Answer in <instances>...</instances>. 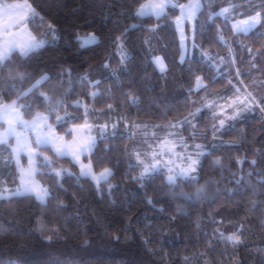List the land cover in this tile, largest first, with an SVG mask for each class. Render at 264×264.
Instances as JSON below:
<instances>
[{"label": "trees", "instance_id": "16d2710c", "mask_svg": "<svg viewBox=\"0 0 264 264\" xmlns=\"http://www.w3.org/2000/svg\"><path fill=\"white\" fill-rule=\"evenodd\" d=\"M25 1L35 12L26 20L30 32L42 38L50 24L58 41L26 57L10 55L0 71V102L15 99L13 85L22 91L49 75L35 93L62 101L49 122L65 134L69 125L83 122L84 109L74 104L83 101L97 138L84 159L95 171L110 168L112 174L96 185L69 158L43 150L55 168L67 171L56 177L39 169L43 174L36 177L50 191L44 203L29 194L0 199V264H264V25L248 33H235L230 25L253 15L262 0H200L195 53L183 60L172 25L176 9L157 20L133 14L143 0ZM229 4L237 7L227 19L209 18ZM153 25L156 31H148ZM89 33L97 41L80 47L77 35ZM156 55L166 71L156 69ZM237 69L243 73L239 79ZM16 72L28 78L10 80ZM166 87L176 94L165 97ZM236 87L252 93L241 96L254 111L232 120L233 110L219 114L214 101L236 98ZM29 101L23 117L48 115L47 105L32 96L21 103ZM65 112L76 119L55 125ZM185 118L188 123L181 125ZM220 120L226 121L223 128ZM165 125L178 129L189 151L197 144L206 150L196 180L169 185L162 169L139 179L143 165L137 154L149 158L151 145L169 134ZM9 154L0 152V189L17 181L13 165L4 160ZM201 186L206 192L199 199L181 195ZM234 233L238 244L227 240Z\"/></svg>", "mask_w": 264, "mask_h": 264}, {"label": "snow or ice", "instance_id": "6c2138e0", "mask_svg": "<svg viewBox=\"0 0 264 264\" xmlns=\"http://www.w3.org/2000/svg\"><path fill=\"white\" fill-rule=\"evenodd\" d=\"M169 7L176 8L175 3H171V0H143L142 3L134 9V15L137 17H155L157 20L162 19L167 15V9ZM237 6L229 4L226 8H221L219 12H213L212 16H225L227 19V13L235 11ZM258 11H255L253 15L247 16L246 19L237 21L232 25L234 32L248 33L257 25H264V0L261 4L257 5ZM202 4L200 0H190L187 5H179L180 16L176 19V24L182 27L186 21L191 22L196 18L197 13L201 10ZM27 10V13L25 12ZM26 15L35 16V12L31 10L30 5L27 4H13L0 2V71H3V66L6 60L9 59L13 52H19L21 57H26L35 49L41 48L46 41L43 39H37L31 34H27L25 37L23 28L25 24ZM158 25H153L148 31L155 32ZM13 29H20L21 31H13ZM48 32L52 35V38H56L55 29L49 26ZM119 39V38H118ZM186 39V38H185ZM223 41V37H220ZM77 42L80 47H84L88 44H93L97 41V38L89 33L86 37L77 35ZM119 46V45H118ZM196 44L193 42V48ZM123 63L126 55L121 54ZM207 58V53H205ZM155 64L159 67L161 72L166 71L163 61L160 57H154ZM107 66V65H106ZM11 73V69L9 70ZM65 71L62 69V72ZM243 75V73L237 69L236 77ZM23 73L10 74V80L23 81L27 79ZM52 79L49 75H41L36 79L28 88L24 90L16 89L13 85V89L16 91L15 99H12L8 103H0V145L10 144L12 138H15V145L11 148V154L5 156L4 160L7 165H11L13 161L16 163L17 170L20 174V185L13 191L7 188L0 189V199H7L17 195L34 194L36 199L41 203H44L46 198L49 197L50 191L47 187L39 184L35 176L42 175L39 172L40 168L49 169V175L55 174L56 177H61L67 169L55 168L54 160L49 156L43 154L42 150H50L54 153L56 158L69 157L73 163L79 164L81 169V176L91 177V179L97 183L102 179H107L110 176L111 170L108 168L103 169L99 174L95 173L91 164L84 165L81 163L80 158L85 152L92 153L96 144L95 137L85 134V129L89 126L87 123L84 125H73L71 129L65 130V136L70 132L72 134V140L68 141L65 136L57 135L55 127L48 121L51 118V114L56 111L62 101L56 99L53 101L52 95L41 92L39 95H35L38 87H42L45 82ZM201 77L197 76V88L202 86ZM243 83V81H240ZM231 84V81H230ZM235 87V85H233ZM236 100L228 104L227 107L233 109L232 115L229 119L239 120L242 119L246 111H254V108L245 100L241 99V95L251 96L252 93L244 89V93H241V89L236 87ZM91 96H95L96 93H90ZM32 96L35 102L43 103L47 105L46 111L48 115L45 116L41 113H36L32 120L28 121L23 118L24 110H30L32 102L21 103L22 100H27ZM80 102L76 101L75 106H79ZM260 106L264 110V98L261 99ZM200 109H197L199 112ZM194 115V114H193ZM215 118V117H214ZM76 119V117H69L67 112L63 116L57 115L55 125H61L67 123L69 120ZM225 120H220V127L223 128ZM181 125L187 124L188 120L185 118L179 122ZM115 127V125H113ZM164 127H174V125H165ZM171 135H176L171 133ZM35 137L34 143L31 142V137ZM171 145V146H169ZM187 149L188 145L182 139L176 142L164 139L160 144L153 149L151 153V164L147 163L144 159H141L137 154V161L139 165H143L139 175L141 181L153 176L155 173L166 168L169 175L166 177V181L169 185H175L177 179L196 180L197 170L200 167V158L205 155L206 150L202 145H195V151L177 153L176 148ZM212 147H216L213 145ZM158 148V150H157ZM26 154L28 157V167L21 166L20 156ZM147 155V154H146ZM167 157V159H165ZM215 165H219L220 161H214ZM255 163V161H253ZM111 187V186H110ZM206 192V188L201 186L196 188L192 194L181 193L188 199H199ZM151 203V201H149ZM238 231V230H237ZM46 239H50L47 238ZM229 242L238 244L240 241L239 235L234 233L227 237Z\"/></svg>", "mask_w": 264, "mask_h": 264}, {"label": "rangeland", "instance_id": "374dc122", "mask_svg": "<svg viewBox=\"0 0 264 264\" xmlns=\"http://www.w3.org/2000/svg\"><path fill=\"white\" fill-rule=\"evenodd\" d=\"M0 2H5V1H2V0H0ZM190 2V0H187L186 2H184V3H181V4H177L176 3V1L175 0H171V3H175L176 5H177V7L176 8H172V7H169L168 9H176L178 12H177V14L173 17V19H172V25H173V28L175 29V33H176V37H177V39H178V45H179V50H180V59L179 60H183L184 59V57L185 56H188V57H191V56H193L194 55V53H195V48H193V42H194V30H195V19L193 20V21H191V22H188V21H186L185 23H184V25L182 26V27H179L178 28V26H177V24H176V19H177V17L178 16H180V9H179V5H187L188 3ZM5 3H13V4H27V5H29V3L27 2V1H25V0H22V1H12V2H5ZM200 3H201V1H200ZM202 4V3H201ZM31 7V6H30ZM167 9V10H168ZM31 10L32 11H34L33 10V8L31 7ZM166 10V11H167ZM25 12L27 13V10H25ZM30 15H26V19H25V24H24V28H23V32H24V35H25V37L27 36V34H31L32 36H34L31 32H30V30H29V28H28V26H27V24H26V20H27V18L29 17ZM197 16V15H196ZM155 18V17H154ZM247 17H244V18H239V19H234V20H231V22H230V25H231V28H232V30H233V27H232V25L234 24V23H236L237 21H240V20H244V19H246ZM49 26H51V28H53L54 29V27L52 26V25H50V24H48V26L46 27V30H45V36H43L42 38H37V39H43V40H45L46 41V43L45 44H52V43H56L57 41H58V34H57V31L55 30V33H56V38L55 39H53L52 38V35L48 32V29H49ZM13 31L15 32V31H21L20 29H13ZM235 33H237V32H235ZM241 33H244V32H241ZM88 35V34H87ZM87 35H82L81 37H86ZM94 35V34H93ZM95 36V35H94ZM35 37V36H34ZM96 37V36H95ZM186 38V39H185ZM44 44V45H45ZM43 45V46H44ZM88 45H92V44H88ZM118 48H120L121 47V43L119 42L118 43ZM85 46H87V45H85ZM36 50V49H35ZM154 57H160L161 58V60L163 61V63H164V66H165V62H164V59L162 58V56L161 55H156V56H154ZM154 57H152V61H153V63H154V65H155V67H156V69L158 70V71H160V69H159V67L155 64V62H154ZM161 72V71H160ZM196 88H197V81H196ZM163 94L165 95V97H171L172 95L174 96L175 94H174V90H173V87H166L165 89H164V92H163ZM241 99L242 100H245L246 102H248V103H250L249 101H247L248 99L245 97V96H241ZM236 100V98H234V99H232V100H221V101H214V103H215V107L217 108V113H219V114H226L227 112V110H233V109H231V108H229V107H227V105L228 104H230V103H232L233 101H235ZM11 101V100H10ZM10 101H1L0 103H8V102H10ZM79 102H80V104H79V106H81L83 109H84V120H83V122H81V123H76V124H71V125H69L68 126V129H71L72 127H73V125H84L85 123H87V125L89 126L87 129H85L84 131H85V134L86 135H90V136H92V137H95L96 135H95V133H94V130H93V125H92V123L90 122V117H89V109L87 108V106L83 103V101H80V100H78ZM75 104V103H74ZM36 113H38V112H36ZM35 113V114H36ZM39 113H41V114H43V115H45V116H47L45 113H43V112H39ZM34 114V115H35ZM33 115V116H34ZM33 116L32 117H30V118H25V117H23L25 120H28V121H30V120H32V118H33ZM228 116V115H227ZM49 122V121H48ZM50 123V122H49ZM55 127V126H54ZM180 127V125H177V128H179ZM104 128V126H102V129ZM55 130H56V128H55ZM177 130L178 129H176V128H174V127H171V129L169 130V134H167L162 140H164V139H167V140H170V141H173V142H176V141H179V140H183V138L182 137H180L178 134H177ZM102 131V130H101ZM56 133H57V135H60V136H65V134H63V133H59L57 130H56ZM171 133H175L176 135H171ZM72 134H70V136L69 137H67V136H65V139L66 140H68V141H71L72 140ZM96 138V137H95ZM34 141H35V137L34 136H32L31 137V142L32 143H34ZM184 141V140H183ZM160 142H161V140L160 141H158V142H156V144L155 145H151L152 146V150L150 151V153H149V158L147 159V160H145L147 163H149V164H151V153H152V151H153V149L154 148H156V146L157 145H159L160 144ZM15 143H16V141H15V138H12V140H11V142H10V144H7V145H0V152H4V153H6V152H9L10 154H11V148H12V146H14L15 145ZM169 146H171V145H169ZM157 150H158V148H157ZM43 151V150H42ZM176 151H177V153H184V152H191V151H189L188 149H184V148H180V147H177L176 148ZM53 153V152H52ZM10 154L8 155L9 157H10ZM43 154L44 155H46V156H49L50 158H52L49 154H47L46 152H44L43 151ZM89 155V153L88 152H85L84 153V155L80 158V160H81V163H83L84 165H89V164H91V162H90V160L89 159H84V156H88ZM67 158H69V157H67ZM70 159V158H69ZM165 159H167V157H165ZM71 160V159H70ZM20 162H21V166L22 167H24V168H27L28 167V157H27V155L26 154H21V156H20ZM72 162V161H71ZM73 163V162H72ZM75 166H76V169H77V172H78V174L80 175V173H81V169H80V166H79V164H76V163H73ZM11 165H13V167H14V169H15V172H16V178H17V181L14 183V184H8V186H6L5 188H7V189H9V190H15L19 185H20V174H19V172H18V170H17V167H16V163H15V161H13L12 162V164ZM92 166V165H91ZM92 169H93V167H92ZM105 169V168H104ZM108 169H110V168H108ZM103 170V169H102ZM102 170H99V171H95L94 169H93V171L95 172V173H97V174H99ZM111 170V169H110ZM162 170H164L165 171V174H166V177L169 175V173H168V170L166 169V168H164V169H162ZM81 176V175H80ZM82 177H86V176H82ZM109 177V176H108ZM107 177V178H108ZM86 178H88V179H90L94 184H99V183H101V182H103V181H105V180H107V179H102V180H100V182L99 183H97V182H95V181H93L92 179H91V177H86ZM35 179H36V181L39 183V184H41L42 186H45L41 181H39L38 179H37V177L35 176ZM29 195H32L35 199H36V197H35V195L34 194H29ZM18 196V195H17ZM37 200V199H36ZM38 201V200H37ZM40 202V201H39Z\"/></svg>", "mask_w": 264, "mask_h": 264}]
</instances>
